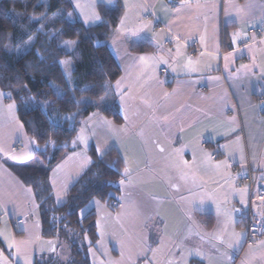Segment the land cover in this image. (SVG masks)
Returning <instances> with one entry per match:
<instances>
[{
	"label": "crops",
	"instance_id": "1",
	"mask_svg": "<svg viewBox=\"0 0 264 264\" xmlns=\"http://www.w3.org/2000/svg\"><path fill=\"white\" fill-rule=\"evenodd\" d=\"M71 1L87 27L99 24L100 5L123 9L107 40L123 122H82L78 146L49 175L55 205L91 165L89 141L99 156L115 148L124 163L117 207L91 208L112 264H264V238L247 242L235 211L248 204L245 176L264 180V0ZM142 43L151 49L132 50ZM33 152L0 90V264L59 252L10 168Z\"/></svg>",
	"mask_w": 264,
	"mask_h": 264
},
{
	"label": "trees",
	"instance_id": "2",
	"mask_svg": "<svg viewBox=\"0 0 264 264\" xmlns=\"http://www.w3.org/2000/svg\"><path fill=\"white\" fill-rule=\"evenodd\" d=\"M98 12L99 24L87 27L71 0H0V90L15 103L34 145L27 164L10 168L32 189L41 237L68 250L64 263L44 255L34 264H91L88 251L98 240L96 212L89 209L83 217L80 212L92 200L108 203L113 211L118 204L124 163L115 148L99 156L88 142L92 163L62 206L55 205L49 181L51 170L78 146L79 127L89 116L123 122L112 89L120 69L107 46L123 9L100 5ZM71 40L75 45L70 49L65 44ZM150 49L142 43L132 50ZM68 61L69 75L63 66ZM0 249L5 251L1 240Z\"/></svg>",
	"mask_w": 264,
	"mask_h": 264
},
{
	"label": "built area",
	"instance_id": "3",
	"mask_svg": "<svg viewBox=\"0 0 264 264\" xmlns=\"http://www.w3.org/2000/svg\"><path fill=\"white\" fill-rule=\"evenodd\" d=\"M264 36V32L260 33ZM248 185V204L235 209L243 220L246 229V241L264 238V180L257 174L245 176Z\"/></svg>",
	"mask_w": 264,
	"mask_h": 264
},
{
	"label": "rangeland",
	"instance_id": "4",
	"mask_svg": "<svg viewBox=\"0 0 264 264\" xmlns=\"http://www.w3.org/2000/svg\"><path fill=\"white\" fill-rule=\"evenodd\" d=\"M32 40V39H31ZM31 40L29 41V43H31ZM71 41H74L75 42V40H71ZM67 42H69V41H67ZM66 42V46L68 47V48H73L74 47V45H75V43H73V44H68ZM63 66H64V68H65V71H66V74H68L69 75V68H71V64H70V62L68 61V63H66V62H63ZM109 90V87H107V91ZM97 113H94L93 115H96ZM126 114V113H125ZM98 115V114H97ZM127 116H128V114H126ZM92 116V115H91ZM100 128H102V127H100ZM104 131V130H103ZM96 133H97V130H96ZM107 134H108V136L110 137V138H108V140H107V143H108V141L109 140H111V133L108 131L107 132ZM80 135V134H79ZM106 145H108V144H106ZM97 200H92V201H90L88 204H87V206L85 207V208H83L82 210H81V212H80V217H83L84 215H85V213L89 210V209H91L92 208V202H96ZM105 204H107L108 206H109V204L108 203H106L105 202ZM95 211V210H94ZM96 212V211H95ZM100 212L98 213V218H100ZM98 237H99V234H98ZM101 237V236H100ZM98 239H100V238H98ZM58 251L59 252H57L56 253V251H55V253L54 254H52V256H57L58 257V261L59 262H66L67 260H68V250H67V248L66 247H60V248H58ZM96 252H98V254L100 255L99 257L96 255ZM110 251H109V248L105 245V243L102 241V240H99L96 244H95V247H93V248H91V249H89V254H90V259H91V263L92 264H112V262H111V260H110V253H109ZM46 256V255H45Z\"/></svg>",
	"mask_w": 264,
	"mask_h": 264
},
{
	"label": "snow or ice",
	"instance_id": "5",
	"mask_svg": "<svg viewBox=\"0 0 264 264\" xmlns=\"http://www.w3.org/2000/svg\"><path fill=\"white\" fill-rule=\"evenodd\" d=\"M68 44H73V43H75L74 41H69V42H67ZM9 107H12V106H9Z\"/></svg>",
	"mask_w": 264,
	"mask_h": 264
}]
</instances>
